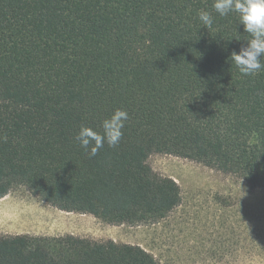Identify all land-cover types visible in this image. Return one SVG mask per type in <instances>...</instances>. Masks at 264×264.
<instances>
[{
    "label": "trees",
    "instance_id": "obj_1",
    "mask_svg": "<svg viewBox=\"0 0 264 264\" xmlns=\"http://www.w3.org/2000/svg\"><path fill=\"white\" fill-rule=\"evenodd\" d=\"M213 0H0V198L23 188L111 226L164 220L181 203L149 156L264 189V69L230 56L248 34ZM214 18L209 29L197 10ZM264 64V57H261ZM125 109L119 145L90 157L74 135ZM0 264H161L139 246L73 235H0Z\"/></svg>",
    "mask_w": 264,
    "mask_h": 264
},
{
    "label": "rangeland",
    "instance_id": "obj_2",
    "mask_svg": "<svg viewBox=\"0 0 264 264\" xmlns=\"http://www.w3.org/2000/svg\"><path fill=\"white\" fill-rule=\"evenodd\" d=\"M147 164L173 179L181 203L164 220L111 226L59 211L20 188L0 198V235H73L139 246L161 264H264V189L182 158L154 154Z\"/></svg>",
    "mask_w": 264,
    "mask_h": 264
},
{
    "label": "clouds",
    "instance_id": "obj_3",
    "mask_svg": "<svg viewBox=\"0 0 264 264\" xmlns=\"http://www.w3.org/2000/svg\"><path fill=\"white\" fill-rule=\"evenodd\" d=\"M212 8L220 17L236 13L243 31L248 34L246 44L239 52L231 53V60L243 76H254L264 69L261 57H264V0H213ZM202 26L209 29L213 26V15L204 9L197 10ZM129 114L125 109L116 108L101 123L102 131L81 125L74 135V141L90 157H95L105 144L109 148L119 145L123 137L125 122Z\"/></svg>",
    "mask_w": 264,
    "mask_h": 264
}]
</instances>
